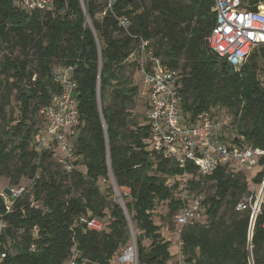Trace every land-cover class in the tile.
I'll list each match as a JSON object with an SVG mask.
<instances>
[{"label":"trees","instance_id":"trees-1","mask_svg":"<svg viewBox=\"0 0 264 264\" xmlns=\"http://www.w3.org/2000/svg\"><path fill=\"white\" fill-rule=\"evenodd\" d=\"M242 1L254 10L264 4ZM212 6L211 0H152L143 8L137 0H115L103 13V2L54 0L52 10L28 13L13 0H0V84L15 91L20 112L14 120L6 117L8 101L0 105V175H8L12 184L30 178L11 213L4 215L0 197V217L7 222L0 236L7 256L0 264H60L73 244L80 251L78 264H119L117 256L130 239L129 223L137 232L138 264H169L170 241L152 215L164 201L167 215H174L181 204L176 177L184 169L150 147L146 114L140 121L133 113L138 89L124 70L137 67L127 59L139 37L149 39L154 55L178 70L184 114L195 118L212 107L223 108L232 114L233 134L230 138L222 130L219 138L264 150V45L238 70L220 60L206 41L214 22ZM120 16L129 19L127 32L117 24ZM56 65L72 66L75 83L79 124L70 172L54 152L38 151L34 144L43 126L36 125L37 114L61 90L53 79ZM255 168L252 182L260 183L264 154L257 156ZM187 170L192 173V166ZM109 172L122 198L129 197L125 207L131 221L120 202L97 185ZM192 177L194 188L210 183L212 191L204 194L201 217L181 228L183 260L264 264V195L249 238L251 210L236 209L249 193V179L227 165ZM169 178L175 180L173 188L166 185ZM30 197L41 207L31 206ZM80 215L101 219L104 229H85L76 220Z\"/></svg>","mask_w":264,"mask_h":264},{"label":"built area","instance_id":"built-area-1","mask_svg":"<svg viewBox=\"0 0 264 264\" xmlns=\"http://www.w3.org/2000/svg\"><path fill=\"white\" fill-rule=\"evenodd\" d=\"M94 1H103V13L106 9L111 10L115 2ZM211 1L215 15L206 37L208 48L220 60L238 70L254 49L264 45V4L257 5L254 10L248 8L242 0ZM13 3L28 13L48 11L54 7V0H13ZM117 24L127 32L129 19L126 16L117 17ZM132 54L136 57L141 80L138 95L146 103L150 146L164 158L184 169L179 177H176L180 179L177 196L181 204L173 215L179 237L183 226L192 224L200 217L204 194L200 188L192 186L193 174L194 180L197 177H206L217 166H228L231 162H235L241 170L252 173L257 156L264 154V150L219 138L220 131L232 128V114L223 108L212 107L195 118L184 114L178 70L163 63L159 56L154 55L149 39L139 37ZM72 70V66L69 65H56L53 68V79L61 86V90L54 93L49 103L40 110L44 123L34 136L35 148L38 151L54 152L65 172H70L74 167L73 133L79 124L77 102L74 97L75 83L71 78ZM218 110H222L220 115H217ZM239 138L243 139L242 136ZM189 165L193 168L192 173L187 170ZM174 183V178L166 180L169 188H173ZM261 183L262 187L264 178ZM25 187L26 185H15L4 188L0 194L4 215L11 213L15 201L22 196ZM259 194L257 198L251 193L244 195L237 203L236 209H250L251 214L258 213ZM30 205L39 207L32 197ZM76 220L88 230L100 232L104 229L103 221L94 216L80 215ZM6 225V220L1 216L0 236ZM129 229L130 239L117 256L119 264H138L136 236L130 223ZM2 248L3 243L0 240V261L7 256V252ZM29 249L34 250V244H31ZM79 257L80 251L76 244H73L68 256L60 264H78ZM174 264L189 263L180 255Z\"/></svg>","mask_w":264,"mask_h":264},{"label":"rangeland","instance_id":"rangeland-1","mask_svg":"<svg viewBox=\"0 0 264 264\" xmlns=\"http://www.w3.org/2000/svg\"><path fill=\"white\" fill-rule=\"evenodd\" d=\"M138 3H140V5L143 8H147L150 5V2L152 0H137ZM103 2V1H101ZM100 15H102L101 13L96 14V17H100ZM86 24L90 25L91 21L90 18H86ZM15 53L19 54V48L15 47ZM132 61H135L136 63V57L134 54H131L128 59H127V63H130ZM31 65H33V62L31 63ZM124 74L127 75L128 77H131L132 79V83L135 84L137 86V89L141 86V80H140V75L138 72V69L136 66H127L126 69L124 70ZM0 81H1V76H0ZM0 93L2 94V97H0V105L1 103H3L5 100L8 101L7 104L5 105V113H6V117H11L14 120H17L19 118L20 112H19V104L17 102V100L15 99V91L14 90H8L5 89L2 86V83L0 84ZM134 103H135V107L133 109V113L138 117V120H142L143 117L146 114V105H145V101L138 95V93L134 96ZM222 110H218L217 115H220V112ZM222 113V112H221ZM15 122H12V124ZM44 123L43 117L40 114V112L37 114V122L36 125L40 126ZM0 124H1V115H0ZM223 131L225 132V134H233L231 132L230 129H223ZM231 138V135L229 136ZM229 142V141H228ZM151 147V146H150ZM228 169L229 170H233V171H240L244 174V176L250 180H252V178L254 177V175L256 174V169H253L252 173H247L243 170H241L235 162H231L228 165ZM264 178V175H263ZM263 180V179H262ZM30 183V178H26V177H20L18 180V183L16 184H12L10 182V179L8 177V175L6 174H2L0 175V194L1 192L4 190V188L6 187H11V186H15V185H27ZM261 182L260 183H254L252 181H250V185H249V193L252 194L253 197H258L260 188H261ZM97 185L99 186L101 192L106 195L108 198L110 199H115L116 201L122 202V205L124 206V213L125 215L127 214V220L131 221L128 215V211L125 207V202L129 200V197H126L125 199L122 198L121 196V192L118 189V187L116 186L114 177L112 175L111 172H109L107 177H100L97 180ZM206 187V189H205ZM202 191L203 194H205V192H211L212 191V187L210 186V183H206V185H204V187H202ZM125 193V192H123ZM37 205L41 207V203L36 201ZM167 211H168V207H167V203L164 202H160L157 203L154 210H153V220L159 224L160 226V233L163 236L164 239L169 240L170 241V247H169V251L172 254V258L169 260V264H174V262H176L177 258L182 255L180 252V240L179 237L177 235V227L175 225L174 222V218L173 216H168L167 215ZM201 217V214H200ZM132 229L135 232V234L137 235L136 229L134 227V225L131 223ZM144 245H147L148 242L144 241L143 242Z\"/></svg>","mask_w":264,"mask_h":264},{"label":"water","instance_id":"water-1","mask_svg":"<svg viewBox=\"0 0 264 264\" xmlns=\"http://www.w3.org/2000/svg\"><path fill=\"white\" fill-rule=\"evenodd\" d=\"M263 195H264V183H263V185H262V187H261V190H260V194H259V198H258L257 206H260V203H261V201H262ZM120 205H121V207H122L123 210H124V206L122 205V202H120ZM256 214H257V213H255V212L251 214L250 225H249V238H250L251 235H252L253 224H254V219H255Z\"/></svg>","mask_w":264,"mask_h":264}]
</instances>
